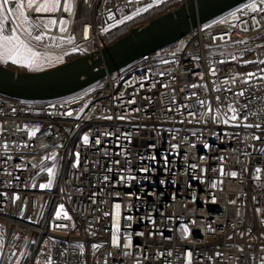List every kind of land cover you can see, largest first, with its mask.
I'll list each match as a JSON object with an SVG mask.
<instances>
[{"label": "built area", "instance_id": "obj_1", "mask_svg": "<svg viewBox=\"0 0 264 264\" xmlns=\"http://www.w3.org/2000/svg\"><path fill=\"white\" fill-rule=\"evenodd\" d=\"M174 1L189 0H71V12L53 14L55 41L22 39L41 54L92 55ZM250 2L76 94L0 95V264H189L188 253L190 264H264V13ZM229 105L237 120L225 123ZM61 206L70 219L56 218Z\"/></svg>", "mask_w": 264, "mask_h": 264}, {"label": "water", "instance_id": "obj_2", "mask_svg": "<svg viewBox=\"0 0 264 264\" xmlns=\"http://www.w3.org/2000/svg\"><path fill=\"white\" fill-rule=\"evenodd\" d=\"M251 0H189L132 27L100 52L56 67L28 72L0 64V95L45 101L76 94L121 68L172 47L192 28L206 24Z\"/></svg>", "mask_w": 264, "mask_h": 264}, {"label": "snow or ice", "instance_id": "obj_3", "mask_svg": "<svg viewBox=\"0 0 264 264\" xmlns=\"http://www.w3.org/2000/svg\"><path fill=\"white\" fill-rule=\"evenodd\" d=\"M261 5L260 7L257 6V4ZM10 4L12 6H10ZM152 7L151 4H149L147 7L143 9H137L136 14L139 15L141 11L147 12L148 9ZM245 8L250 13H264V0H251L250 3L245 5ZM34 10V17L30 18L27 15V11ZM58 10H63L64 12H71L72 10V4L71 0H0V62L2 63H8L9 61L13 65H20L25 68H29L32 70H36L40 67L41 62V56L39 53L34 51V49L25 41V39H22V36H26L30 38L33 41L36 42H42L45 39L53 40L55 41L56 37H49L46 35L47 32H50L53 28V26L56 25L57 21L54 18H51L52 14H55ZM239 10V9H238ZM47 15V18L41 19L42 16ZM230 16L232 19L236 18V12H231ZM9 17H11V24L12 27H6V25L9 23ZM111 19V17H109ZM126 19L131 20L132 17L128 16ZM124 21L121 20L119 23H123ZM228 18L226 17L223 20L217 21V23L223 24L227 23ZM258 23V22H257ZM60 29L59 31L61 33L66 31V24L67 21L65 19H61L59 21ZM113 27L115 25H112ZM107 30V29H106ZM247 31V27L244 29ZM87 33V29L85 30ZM73 37H69L66 41L61 40L60 43H73ZM75 51V50H74ZM51 59V58H49ZM62 59V58H57ZM233 60L237 59V57L233 56ZM225 61H220V63H224ZM245 63H254V61H246ZM259 63H264V61H259ZM212 74L215 75V69L212 70ZM248 77H253L254 73H248ZM235 79V78H234ZM244 83H249V80H244ZM227 83V81H225ZM192 87H197V85H192ZM202 87V86H201ZM217 91L219 89H216ZM238 96H244L245 92L241 91L237 93ZM134 102V101H130ZM201 105H203V101H200ZM186 107H191V105H187ZM83 110V109H82ZM179 111V109H177ZM228 112L232 113L230 117H228L224 122L228 123L229 120L236 121L237 116L236 112L237 109L232 107V105L228 106ZM190 115H193V113H189ZM66 115L71 116L72 113L68 112ZM202 115H206L202 114ZM123 119V117H120ZM246 118V117H245ZM110 119V117H109ZM239 126V125H237ZM245 127H252V125H245ZM260 125H257V128H259ZM39 131L38 128H34L32 131L29 132V138H32L35 136L36 132ZM254 139H258V137H254ZM89 138L87 136L83 137V142L85 144L88 143ZM97 144L100 143L99 140L96 141ZM7 147V146H5ZM264 151V150H262ZM51 159H55V154L52 155ZM154 159V157H153ZM79 162V155L77 154V164L74 165L77 166ZM118 163V162H117ZM47 173L49 176V180L45 184H41L39 187L43 189H49L52 186V177L54 176V168L48 167ZM142 171H147V169H142ZM257 172H259V169H257ZM231 175L234 177L236 173H231ZM107 179V177H105ZM128 180L134 179V177L129 176L127 177ZM163 183V181L161 182ZM213 187H215V184H213ZM19 197L16 196L13 198V203H15L16 200H18ZM95 203V201H93ZM120 204L113 205L114 208V215L112 217L113 219V235H112V245L113 247L119 248L121 247L120 242V228H119V221H120ZM56 218L57 219H70L68 217L67 213L64 212L63 206L59 207L56 211ZM58 227H65L64 225H58ZM184 228L185 233H187V227L182 225ZM136 235H143L142 233H136ZM131 245V236L129 235L127 237V244L124 246ZM82 247V246H81ZM98 245H93V248H98ZM4 248L3 242L0 241V251H2ZM15 255V253H13ZM128 255V253H126ZM189 258V264H190V258L191 253H188ZM48 264H51V261L48 262Z\"/></svg>", "mask_w": 264, "mask_h": 264}, {"label": "trees", "instance_id": "obj_4", "mask_svg": "<svg viewBox=\"0 0 264 264\" xmlns=\"http://www.w3.org/2000/svg\"><path fill=\"white\" fill-rule=\"evenodd\" d=\"M180 3L179 1H174L172 3H169L168 5H165L163 7H161L160 9H157L153 12H150L148 14H146L145 16H143L142 18L138 19L134 24L132 25H128V26H125L123 28H120V29H117L116 31L110 33L109 35H107L105 37V40H104V44L105 46L107 45H110L111 43H113L114 41L118 40L119 38H121L122 36L126 35L129 30L136 26V25H140V24H143L149 20H152L156 17H159L171 10H173L174 8H176L177 6H179ZM79 56H67L66 59H65V62L71 60V59H74V58H77ZM17 69V68H15Z\"/></svg>", "mask_w": 264, "mask_h": 264}, {"label": "rangeland", "instance_id": "obj_5", "mask_svg": "<svg viewBox=\"0 0 264 264\" xmlns=\"http://www.w3.org/2000/svg\"><path fill=\"white\" fill-rule=\"evenodd\" d=\"M47 18V15L42 16L41 19ZM51 18H53V14L51 15ZM41 56V62H40V67L37 68L36 70H32L29 68H25L22 67L20 65H13L10 61L8 63H2L0 62V64H4L7 65L11 68H17V70H23V71H28V72H40V71H44L53 67H56L62 63L65 62L66 57L63 55H54V54H41L39 53ZM51 58V59H49ZM57 58H62V59H57Z\"/></svg>", "mask_w": 264, "mask_h": 264}]
</instances>
